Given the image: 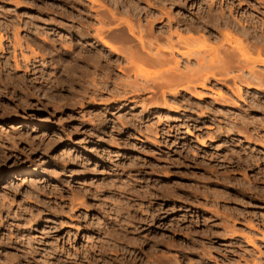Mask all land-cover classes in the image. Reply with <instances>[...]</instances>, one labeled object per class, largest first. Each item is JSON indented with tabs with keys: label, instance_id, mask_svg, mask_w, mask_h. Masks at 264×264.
<instances>
[{
	"label": "rangeland",
	"instance_id": "obj_1",
	"mask_svg": "<svg viewBox=\"0 0 264 264\" xmlns=\"http://www.w3.org/2000/svg\"><path fill=\"white\" fill-rule=\"evenodd\" d=\"M154 8L264 44V0H0V264H264V86L137 97L84 62Z\"/></svg>",
	"mask_w": 264,
	"mask_h": 264
},
{
	"label": "bare ground",
	"instance_id": "obj_2",
	"mask_svg": "<svg viewBox=\"0 0 264 264\" xmlns=\"http://www.w3.org/2000/svg\"><path fill=\"white\" fill-rule=\"evenodd\" d=\"M150 6L152 7V5ZM159 10H157V8H154L152 11L150 9L144 12V14L147 17L146 23L144 25H141L142 24L141 22L140 24L141 27L137 25V28L139 29V30L137 29L139 35H137L138 33L137 34L135 33L136 34L135 36H137V38L136 37L130 38V36L128 37L126 35L128 32H130L128 33L129 35L131 33L132 35L134 34V30H136L135 29L136 24L135 26H133L132 25L133 23H131L128 19L126 20L125 18L124 19L125 23L129 27L127 29L128 30L130 29V30L128 32L124 30L125 33L119 32L120 34L122 33L120 35L122 39L118 37H117L118 39H116V36H115V40L116 41L118 40V42L120 40L121 44H122L121 40H123L125 45L122 44L123 46L121 47H115L112 44V42H108L107 40L105 41V39H103L105 37L102 38L101 36L102 38L100 39L101 43L103 42L102 44H104L106 48H109L113 54H116L118 56L117 59H115L114 61H111L110 59L113 57L112 54H110L109 56H105V55L101 56L100 54H98L97 56L95 55L96 57L92 54V56H89V57H87L86 55L87 58L85 56L83 57L85 58V61H84L85 64L89 65L90 67H93L97 71H100V72L102 71L104 73L103 79L106 81V82L104 81L105 83H110L109 80L111 81L112 78L119 79L120 81L117 80L118 82H120L119 84H117L118 82L116 80H114V83L112 81L111 82L113 83V85L116 84L117 86H119L121 89V92H125L126 94L127 93L126 90L130 89L128 91L135 93L137 97H141L142 93L143 92L145 93L146 91L147 92L149 91L152 93H157L161 91L163 96L166 95L167 91H169V93L173 92L177 96V95H180L181 92L183 91L192 93L190 91V87L191 88L193 87V89H196L197 87L202 88V89H209L207 88V84L211 83L212 80H218L219 79L218 76H222V75L228 76L232 72L238 73V75L233 76L234 81L235 82L238 81L239 83L244 84L245 87L250 88L251 85L253 84L251 80L247 79L244 76V72L247 73V71L253 77V81L255 80L259 82L261 86L262 85L264 86V73L261 74L260 72L259 74L255 71L256 65L264 66V57H263L264 56V44L263 43L260 44L259 42H256L255 41L256 39L254 38L255 42L248 44V47H247L243 43V40L238 38L237 39L238 45L236 46L234 44L236 47L234 45L231 46L232 45L231 38H230L231 34L224 33L226 37H224L223 41L220 40L221 43L218 45V47H215L213 46V44L211 45L208 42V40L217 38V36H214L211 33L209 34L210 31L208 32L209 34L208 40L206 38L202 39V37L204 36L203 33H201L203 34V36L198 34L201 37L200 39H197V38L195 39L194 37L195 35L193 36L192 34L187 35L186 33L185 35V32L190 33L191 31L195 33L194 30L196 29L195 28L196 26H194L193 22L192 24H190V22L189 24H187L181 21L182 19L181 17H180L181 19L179 18L180 19L179 20L175 18V16L173 15L171 16V18L170 16H168L170 18L168 19L169 22L165 23L164 26L162 27L156 28L154 24L156 23L155 19L157 18H154L153 20V17L155 16V11H159ZM128 12L129 11H127V13ZM134 12L135 11H133V13ZM162 14L164 13L162 12ZM215 15L211 13L210 18L207 19L206 21L208 23L206 25H209L211 22L212 23L217 22V24H219V21H218L219 18L216 19L217 16L215 18L214 17ZM223 19L221 18L222 23L226 25L227 28L229 26H232V28H237L238 31L242 29L241 32L243 31L246 32L247 39L252 40L253 35L251 33L253 31L249 32L248 29L245 30L244 28L245 26H248L247 24L241 23L236 18H232L229 20V18L227 17V20L225 22H223ZM132 21H135V19ZM201 22L203 24L202 20ZM99 23L101 24L102 22H99ZM158 23H161V21ZM175 25H176V29H175ZM199 25L200 24H198V26ZM183 26H184V29H183ZM222 28H221V31H222ZM203 29H206V28L204 27ZM223 29L225 31L226 27ZM254 29L252 28V30ZM119 30L122 31L121 29ZM198 30L200 32V29ZM98 32H101V29ZM197 32L198 31H196V33ZM219 32H220V27H219ZM221 33L222 32H220L218 36L220 35L223 36V34ZM219 38L221 39V36ZM235 38L236 37H233V39ZM2 39L3 38L0 36V42L2 41ZM261 41L263 42V40ZM194 42H196L197 46H195ZM243 48H245L247 52H250V54L247 53V55L246 54L244 55ZM255 51L258 54H257V57L254 58L253 56H250V55H253L254 53L253 54L251 53ZM82 54L83 53H81V55ZM77 55H79V53ZM113 58H116V56ZM81 60H84V59H81V57L79 56L75 57L76 66L74 67V70L81 72L82 77L85 78V77H88L91 73L84 72L83 68L81 66L80 67L78 66ZM242 60H244L245 65L241 63ZM146 69H150L152 71L150 72L147 70L148 71L147 72ZM115 72H117L118 74H116ZM121 75L124 76L126 79H123L124 77L122 78ZM91 82L95 83L93 81ZM106 86L108 87V84ZM238 91L240 92L241 90L239 89ZM192 94L193 96H195L196 98H199L200 100L205 98V95L197 93V92H193ZM120 96L123 97V94H121ZM219 96L224 97L222 93H220ZM250 244H254V242L251 240Z\"/></svg>",
	"mask_w": 264,
	"mask_h": 264
},
{
	"label": "flooded vegetation",
	"instance_id": "obj_3",
	"mask_svg": "<svg viewBox=\"0 0 264 264\" xmlns=\"http://www.w3.org/2000/svg\"><path fill=\"white\" fill-rule=\"evenodd\" d=\"M251 4H252V5H255V4H253V3H251ZM243 5L247 6V4H243ZM249 9H250V6H248V7H247V10L244 11V12L246 13ZM242 13H243V12H242ZM247 16H248V15H247ZM248 17H250V16H248ZM253 20H254V19H253ZM254 22H258V21H255V20H254ZM212 29H213V30H211V31H213V32L215 33V31H216L215 28H212Z\"/></svg>",
	"mask_w": 264,
	"mask_h": 264
}]
</instances>
